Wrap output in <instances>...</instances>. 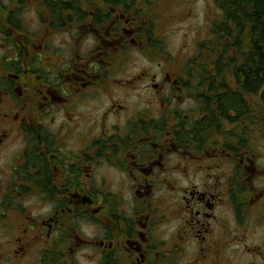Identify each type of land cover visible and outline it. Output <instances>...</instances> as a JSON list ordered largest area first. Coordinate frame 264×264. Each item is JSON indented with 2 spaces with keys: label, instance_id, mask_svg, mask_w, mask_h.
<instances>
[{
  "label": "flooded vegetation",
  "instance_id": "1",
  "mask_svg": "<svg viewBox=\"0 0 264 264\" xmlns=\"http://www.w3.org/2000/svg\"><path fill=\"white\" fill-rule=\"evenodd\" d=\"M187 10L0 0V264L81 249L100 264H264V234L246 240L264 230V86L235 71L249 60L235 58L238 7L227 72L203 71L215 49L172 67L164 37ZM139 54L157 69L123 72Z\"/></svg>",
  "mask_w": 264,
  "mask_h": 264
},
{
  "label": "trees",
  "instance_id": "2",
  "mask_svg": "<svg viewBox=\"0 0 264 264\" xmlns=\"http://www.w3.org/2000/svg\"><path fill=\"white\" fill-rule=\"evenodd\" d=\"M217 4L220 10H222L221 21L217 26L213 27L212 33L207 39L208 41L202 46L200 45V55L205 56L207 54L212 56L216 54L220 58L214 63L206 61V67H204L203 71H214L215 69L210 68L211 64L215 68L217 67L219 72H227L229 70V60L227 58L232 47L227 40L230 33L228 24L232 18L229 9L232 6L238 7L240 8V12H234V16L239 20L240 25L235 28L236 32L239 33L235 42V58L246 57L249 60L247 64L243 63V60H240L239 64L236 65L238 68L235 71L243 72L245 70L249 73L248 80L251 89L264 86V14H261L264 10V0H235L234 5L230 3V0H217ZM246 24L251 25V40L248 45H244L242 41L243 37H240L243 29H246ZM211 36H215V38H211ZM216 39L217 44H215ZM214 49L215 52L213 53ZM235 63L237 64L238 61L235 60ZM238 81L242 82L243 80L239 79Z\"/></svg>",
  "mask_w": 264,
  "mask_h": 264
},
{
  "label": "rangeland",
  "instance_id": "3",
  "mask_svg": "<svg viewBox=\"0 0 264 264\" xmlns=\"http://www.w3.org/2000/svg\"><path fill=\"white\" fill-rule=\"evenodd\" d=\"M186 3L188 5V10L183 14V20L174 25L167 37H164L166 41L164 50L168 57H170L172 67L173 65H177L175 62L181 60L186 64L190 57H196L200 54L199 46L202 45L210 35V28L207 22L217 20L221 16L220 11L217 12L212 10L214 5L210 4V0H186ZM134 63L132 67L130 64L123 65L122 71L138 72L148 68L157 69L156 62L150 64L144 60L143 56L140 54L139 57L134 58ZM238 216L239 220L243 222L250 217V214L240 211ZM235 221L237 222V220ZM81 233L82 235H89L92 232L89 229L81 228ZM263 234L264 230L262 228H257V230L248 232L246 240L248 238L247 241L250 244L256 243ZM70 258L72 259L70 260L72 264H100L99 254L94 250L81 249L80 251H75L73 254H70ZM236 260L241 264H246L248 258L242 257L239 259L236 257ZM36 264H38V262ZM170 264H184V262L183 260H177L175 262H170Z\"/></svg>",
  "mask_w": 264,
  "mask_h": 264
}]
</instances>
